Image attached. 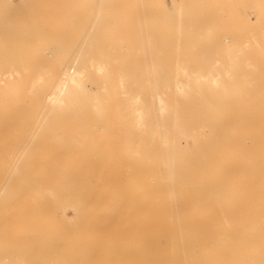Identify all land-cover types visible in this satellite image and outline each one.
Wrapping results in <instances>:
<instances>
[{
	"label": "bare ground",
	"instance_id": "6f19581e",
	"mask_svg": "<svg viewBox=\"0 0 264 264\" xmlns=\"http://www.w3.org/2000/svg\"><path fill=\"white\" fill-rule=\"evenodd\" d=\"M144 1L151 2L147 4ZM87 2L90 3H83L87 4L83 5L86 13L80 12L83 15L80 20L82 26L69 28L65 39L69 48L74 51L80 48L81 51L75 54V60L66 58L62 62L59 73L49 83V90L38 101L41 105H55L56 120L65 119L86 125L96 122L94 120L97 118L99 121L135 125L134 129H125L126 133H133L134 136H124V148L129 153L124 166L128 172L126 181L133 178L132 182L136 180L138 185L131 186L129 182L128 186L127 183L121 185L119 182L120 186L113 185L112 192L107 194L109 200L106 204L112 220L106 224L104 220L88 214L86 224L78 233L134 236L144 240L124 242L123 245L122 242H112L108 248L127 244L133 246L135 253L128 251L125 259L110 260L108 252H101L103 245L93 243L91 247L81 249L83 252L79 255L70 249L67 252V263L264 264V172L259 171L264 167L259 161L264 155L259 150L253 154L256 160L254 163L229 165V172H216L217 177L211 179L205 172L208 166L198 164L201 156H205L202 155L203 148L192 147L187 141L195 136L193 122L210 124V128L215 130L211 138H222L229 132L244 137L248 126L262 127L261 120L255 121L256 124L245 122V116L241 121L235 120L225 109L227 104L235 103L239 104L241 113H246L248 107L240 104L242 101L239 102L234 95L240 92L235 90L242 89L249 94V91L255 90L256 85L223 83V78L219 76L220 70L214 67L204 70L205 61L216 50L215 47L238 39L240 35L228 31L227 22L222 20V9L213 8V3L207 0ZM201 8L203 11L200 12ZM115 23L118 27L125 25L126 29L123 26L117 28ZM210 25H216L220 34L215 38L216 43L207 45L203 39H199L197 32ZM141 27L145 36L141 37L139 34L142 33H139L135 38L139 40L133 43L134 36L128 32L134 29L132 32L136 34L137 29L142 30ZM78 29L84 36H78L77 33L75 40L74 31L78 32ZM147 29L154 31V35ZM159 30L164 31L161 38L158 34H162V31ZM126 31L128 35H125ZM127 36L133 40L130 41ZM124 38L129 39L127 47ZM159 42H168L166 45L160 44L161 47L170 48L161 49ZM101 45L109 46L116 63L112 62V56ZM161 50L168 54L165 52L161 57ZM110 60L116 64H113L115 67L111 64L108 67ZM112 67L115 71H112ZM202 79L208 82L202 83ZM6 86L18 87L14 84ZM64 132H67V136L62 138L59 148L50 157L63 160L47 162L52 164L48 172L42 170L46 161L40 165H34L33 161L34 169L28 172L30 158L17 159L13 164L15 168H11L13 171L8 172L9 164L16 158L13 154L20 149L22 141L1 148L4 156L0 157V167L3 169L0 185L9 184V187L5 195H0V264H53L46 250L57 251L61 248L58 243L63 233L59 235V232L40 224L35 228L32 226L34 229L31 233L29 227L26 230L24 223L31 217L30 225L32 221L51 220L55 214L52 206L63 193L78 212L84 211L87 214L93 205L91 196L94 171L96 167L102 166L100 161L81 160L92 157V153L78 156L79 151L88 154L93 150L88 144L91 141L85 142L84 137L76 133L78 137H74L75 134L68 135L80 132V129ZM66 158L70 160H64ZM196 158V164L191 162ZM2 159H9V162L4 165ZM198 167L204 169L199 170ZM100 169L97 177L101 176ZM51 170H58L64 178L59 177L52 184L48 176ZM13 175L14 178L11 177ZM240 177L244 180L242 189L237 187ZM143 178L149 180L142 196L144 203L139 209L131 211V206L125 200L132 201L140 189L143 190ZM251 191L256 203L244 200L243 192ZM12 198L14 204L10 205L8 201L5 203ZM151 198L165 201L152 202L149 201ZM10 215L18 216L19 224L8 220ZM183 215L185 217H181ZM90 223L92 226L88 225ZM67 227L65 229L69 228L70 232V227ZM73 227L72 232H75L79 225L76 229ZM218 233H223L225 243L221 242L223 239L218 240ZM27 235H33L34 241ZM56 262L58 259H55Z\"/></svg>",
	"mask_w": 264,
	"mask_h": 264
},
{
	"label": "rangeland",
	"instance_id": "374dc122",
	"mask_svg": "<svg viewBox=\"0 0 264 264\" xmlns=\"http://www.w3.org/2000/svg\"><path fill=\"white\" fill-rule=\"evenodd\" d=\"M207 1L210 4L213 3V8L222 9L220 10L222 13V20L227 22L228 31L231 33L236 32L240 36H238V39L226 41V43L219 44L215 47L216 50H214V52L209 55L208 60L205 61L204 70L213 67L220 70L219 76L223 78V80H221L223 83L229 84L232 82V84L236 85H240L241 83L256 85L257 87H255V90H252L254 93L249 91V94H247L242 89L235 90H239L240 92L238 93L239 95L237 93L234 94L239 102L242 101L240 104L247 105L248 107L246 113H241L239 111V104L237 105L235 103L227 104L225 109H227V114L232 115L235 120L241 121L242 117L244 118L245 116L247 117L244 118L245 122H254L256 124L258 120H261L263 124L262 127L257 128L255 126H248L244 137H237L234 133L229 132L225 137L217 138L214 136L211 138V135H214L215 130L210 128V124L206 125L203 122H193L195 136L194 138H188L187 141H189L190 146L192 147L198 146L203 148L204 153L202 155L205 156L204 158L201 156L198 160V164L208 166L205 168L206 176L214 179L217 177L216 172H229L231 169L228 168L229 165L243 162L254 163L256 160L253 159V154L261 151V154L264 155V0ZM145 2L147 3V1H144V3ZM149 2L151 1H148L147 4H149ZM83 3L88 4L90 2H87V0H0V157L4 156V154H1V148L8 146L9 144H14L16 141H22L21 145H19L20 149L17 150V153L13 154L16 158L11 161L7 171L9 172L15 168L13 164L17 159L30 158L28 172L31 173L34 169L32 165L33 161L34 165H40L46 161V165L42 170L48 172V170L51 169L50 166L52 164H47V162L63 160L50 157H53L55 153L54 151L59 148L62 138L67 136V132L64 131L72 129H80V132H73L68 135L74 136L76 133L78 136L84 137L83 139H85V142L91 141V143L88 144L91 147L90 149L93 150H90L88 154H83L79 151L78 156L90 155V153H92L93 156L82 158L81 160L100 161L102 166L96 167L98 169L95 168L96 171H94V187L92 188L91 196L93 198L91 199L93 205L88 209L87 214L83 213L84 211H76L72 204L69 203V200L66 199L67 195L63 193L52 206L55 214L51 220L47 218L41 221H32L30 225L29 222L32 219L31 217V219L29 218V221L24 223L27 226L25 227L26 230L29 227L31 233L35 226L39 224L42 226L44 225L52 231L59 232V235L63 233L60 236V241L58 243L61 248L57 251L46 250L48 253L47 257L51 261H54L53 264H65V262L68 264L66 258L68 254L67 252L70 251V249L79 255L80 252H83L81 249L84 247H91L93 243L103 245L105 248L101 246V252H108L110 260L117 258L125 259L128 251H134L133 246L127 244L124 246H112L111 248H108L112 242H122L123 245L124 242H141L144 240L143 238L134 236L113 237L109 235H86L78 233L79 229L86 224L85 220L88 214L92 215L94 218L104 220L106 224L112 220L113 217L108 213L109 208H106V204L109 200L108 195L112 192L111 189L113 185L120 186L119 183L125 185L127 182H129L131 186L137 184L135 183L136 180L132 182L133 178H129L130 181H126L128 172L125 170L126 167L124 164L126 163V156L129 153L126 152L123 141L127 136L128 138L134 136L133 133H126L125 129H134L135 125L123 122V124L126 125L124 126L123 124H120L122 122L99 121L97 118L94 120L96 122L85 123L86 125H82V123L76 121H66L65 119L56 120L54 118L57 114L55 105L51 103H43L41 105L38 101V98L49 90V83L51 79L56 77L59 73L62 62L66 61V58H68V60H75L73 59L75 54H78L80 53L79 51H81L80 48L75 49V51L73 48H69L66 45V37L69 28L73 26H82L80 20L83 19V15L81 16L80 12L85 11L83 5L87 6V4ZM199 11L201 12L203 9L201 8ZM85 13L86 12H84V14ZM117 25L118 24L115 23V26ZM122 26L126 29L125 25H119V27ZM119 27L117 26V28ZM143 27L145 28L146 25ZM149 27L150 26H148V28ZM191 27H193V25ZM151 28L152 30L154 29V27ZM127 30H129L128 26ZM132 30L129 32L126 31L125 35H128V33L133 34L129 35L134 36V40L127 36L130 38V41L133 40V43L139 40H135L136 35L139 33L143 34H139L141 37L145 36L143 28V32L142 30L137 29L138 31L136 34L134 31L132 32ZM152 30L150 29L148 32H152ZM194 30L195 28L193 31ZM74 32L76 33V35L74 34L76 37L75 40H77V33L79 34L78 36H80V34L82 37L84 36V33H80L79 29L78 32L76 30ZM163 32L164 31H162V34H158L160 38L163 36ZM90 33H92V31L89 32V34ZM219 34L220 31L216 30V25H210L204 30L197 32L199 39H203L207 45L216 43L215 38ZM128 38H124V42L126 41L125 43H127L125 44V47L128 45ZM160 43L162 45L169 44L168 42H159L158 44L161 49L164 46L161 47ZM102 47L104 51L109 53L110 56H112L111 58H113V55L109 51V46L106 45ZM166 47L170 48L168 46ZM166 47H164V49H166ZM165 52L167 55V51ZM165 52H162L161 50L159 55L164 56ZM168 52H170V50H168ZM157 57L159 58V56ZM111 60H113L112 62H115L116 59L114 60L113 58ZM111 60L109 61L108 67L111 65L114 66L113 64L116 63H112ZM113 69L112 71H115V68ZM201 82L204 83L208 81L202 79ZM12 84L18 85V87L9 88L6 86ZM62 114L63 113L61 112L60 115ZM116 128H118V130ZM227 130L228 129H226V131ZM121 133H124V135ZM76 134L74 137H78ZM93 136L94 141H97L95 144ZM99 144L102 150L100 146H98ZM34 156L35 158H32ZM2 160L4 165L9 162V159ZM64 160L70 159L66 158ZM259 161L264 164V157ZM191 162L196 164L197 158ZM113 164H115V168ZM111 167L113 168L111 169ZM99 169L101 170V176L97 177ZM198 169L203 170L204 168L198 167ZM259 171L264 172V167L260 168ZM2 172L3 169L0 167V174ZM13 174H15V172H13ZM45 176H47L46 173ZM48 176L51 177L49 178L52 184H54L55 179L59 177L64 178V176L59 174L58 170H51ZM130 176L131 175L129 174V177ZM11 177L14 178V175ZM108 177L110 178L108 179ZM115 178L116 182H114ZM243 181L244 180L240 177L237 185L239 189H242L244 186ZM148 182V179L143 178V190L140 189L135 195V199L132 201L129 199L125 200V203L131 206L129 210L134 211L142 206L144 203L142 196H144L146 184L149 185ZM100 183L101 188H99ZM128 185L129 184L127 183V186ZM8 187L9 184L0 185V191L2 190L0 193L1 196L5 195ZM99 189H101L100 193ZM243 193L245 195L244 200L249 203L257 202V200L254 199V195H252V191ZM7 201L10 205L14 204L13 198L9 200L7 199L5 203H7ZM149 201L159 203L165 200L151 198ZM65 202H68L69 204L67 205ZM201 202H206V200L199 201V203ZM261 202L263 201H258V203ZM49 203H51L50 200ZM17 217L18 216L10 215L8 220H14L15 222H13V224H19ZM62 217L66 219L65 222V219L62 220ZM181 217L185 216L183 215ZM202 218L206 217L202 216ZM83 219L84 221H82ZM132 219H134V217ZM62 223H70V225H65L70 227V232H72V227L73 225L75 226V224L77 225L75 227L78 228L79 225V228L71 234L68 232L69 228L67 227L68 230H66ZM88 225L92 226L91 223ZM222 234L218 233V240L220 241L223 239L221 242L225 243L226 239ZM64 235H66V237H64ZM27 236L34 241L33 235ZM140 251L141 247H139L138 252ZM55 259H58V262L55 263Z\"/></svg>",
	"mask_w": 264,
	"mask_h": 264
}]
</instances>
